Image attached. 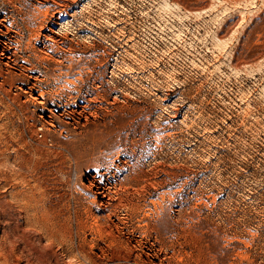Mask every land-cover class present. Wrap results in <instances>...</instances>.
Here are the masks:
<instances>
[{"label": "rangeland", "instance_id": "1", "mask_svg": "<svg viewBox=\"0 0 264 264\" xmlns=\"http://www.w3.org/2000/svg\"><path fill=\"white\" fill-rule=\"evenodd\" d=\"M0 264H264V0H0Z\"/></svg>", "mask_w": 264, "mask_h": 264}]
</instances>
